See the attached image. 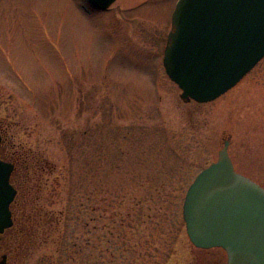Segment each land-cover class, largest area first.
I'll return each instance as SVG.
<instances>
[{"label": "rangeland", "instance_id": "1", "mask_svg": "<svg viewBox=\"0 0 264 264\" xmlns=\"http://www.w3.org/2000/svg\"><path fill=\"white\" fill-rule=\"evenodd\" d=\"M177 1L91 13L81 0H0L6 156L54 227L15 253L2 238L9 264H218L191 245L183 202L225 140L235 170L264 187V59L216 100L185 103L163 66Z\"/></svg>", "mask_w": 264, "mask_h": 264}, {"label": "water", "instance_id": "2", "mask_svg": "<svg viewBox=\"0 0 264 264\" xmlns=\"http://www.w3.org/2000/svg\"><path fill=\"white\" fill-rule=\"evenodd\" d=\"M115 1L89 0L99 10ZM263 59L264 0L178 1L163 65L185 103L216 100ZM13 171L0 159V235L13 226ZM182 214L194 247L222 248L228 264H264V187L235 170L228 140L189 186Z\"/></svg>", "mask_w": 264, "mask_h": 264}, {"label": "trees", "instance_id": "3", "mask_svg": "<svg viewBox=\"0 0 264 264\" xmlns=\"http://www.w3.org/2000/svg\"><path fill=\"white\" fill-rule=\"evenodd\" d=\"M18 166V163H17ZM17 169L12 176V184L15 186V188L18 190L17 197L12 205V211H13V218H14V225L13 227L6 232V234L3 236V238H6V242L10 243V249H8L10 252L15 253L17 249H19L23 244H25L27 241L32 242L36 239V237H39V234H37V231H41L42 235L48 234L49 230L51 231L54 227L50 225L49 222H46V220L40 216L41 215V209L37 207V198L30 199L29 193L31 194L32 190L28 192L27 196L25 195L24 199L20 197L19 189L16 185L17 180ZM19 178V177H18ZM38 180H36V185L38 183ZM27 183V182H26ZM35 194V193H34ZM163 198V197H160ZM21 200V202H20ZM162 200V199H161ZM18 201V206L16 208V204ZM27 203L24 208V204ZM23 205V206H22ZM157 215L156 217L160 216ZM28 224V226H26ZM25 229H24V226ZM57 225H59V222H57ZM28 227V228H27ZM27 228V230H26ZM41 235V236H42ZM40 236V237H41ZM43 238V237H41ZM23 240V242H22ZM17 243V245H16ZM3 244V243H2ZM8 251V253H9ZM10 255V253H9ZM16 255V254H15Z\"/></svg>", "mask_w": 264, "mask_h": 264}, {"label": "flooded vegetation", "instance_id": "4", "mask_svg": "<svg viewBox=\"0 0 264 264\" xmlns=\"http://www.w3.org/2000/svg\"><path fill=\"white\" fill-rule=\"evenodd\" d=\"M81 1L84 4L83 7H84L85 12H91V13L92 12H95V13L100 12V11L96 10L94 7H92L91 4L88 2V0H81ZM107 9H109V8H107ZM106 10H104V11H106ZM0 136H1L0 159L3 160V161H7V162L12 163L14 165V168L16 169V167H17V161L15 159H12L10 156L9 157L6 156V149L4 147V134H3V130L1 128V125H0ZM1 247H2V245H0V251H1ZM196 250L197 251H200V252L210 251V252L213 253L212 256L217 260L218 264H227V254L221 248H213V249H207V250L196 249ZM1 255H6L7 264H9V256L10 255L8 253V250H6L4 253H1Z\"/></svg>", "mask_w": 264, "mask_h": 264}]
</instances>
